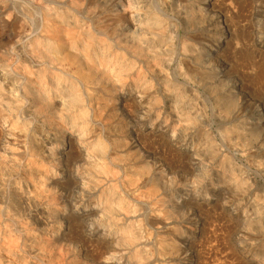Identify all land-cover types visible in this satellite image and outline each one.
I'll use <instances>...</instances> for the list:
<instances>
[{
	"label": "rangeland",
	"instance_id": "rangeland-1",
	"mask_svg": "<svg viewBox=\"0 0 264 264\" xmlns=\"http://www.w3.org/2000/svg\"><path fill=\"white\" fill-rule=\"evenodd\" d=\"M54 1L0 0V264H264V0ZM97 10L104 19L124 11L134 26L117 41L98 34L100 55L107 45L118 64L90 78L70 59L76 44L46 50L42 24L58 12L81 37ZM141 22L157 25L161 40L142 37ZM138 87L153 91L142 109Z\"/></svg>",
	"mask_w": 264,
	"mask_h": 264
},
{
	"label": "bare ground",
	"instance_id": "bare-ground-1",
	"mask_svg": "<svg viewBox=\"0 0 264 264\" xmlns=\"http://www.w3.org/2000/svg\"><path fill=\"white\" fill-rule=\"evenodd\" d=\"M8 1V0H7ZM52 1V0H51ZM54 1V0H53ZM98 1V0H97ZM103 1V0H102ZM115 1V0H114ZM120 4H121V6H126L129 2H131L130 0H117ZM129 1V2H128ZM136 1V0H135ZM158 1V0H157ZM254 2H255V0H253ZM80 2V1H79ZM86 2V5L88 6V5H90V4H92L93 2H94V0H86L85 1ZM96 2V1H95ZM94 2V3H95ZM53 3H55V1L53 2ZM82 3V5H83V2H81ZM93 3V4H94ZM113 3V2H112ZM133 3H134V1H133ZM140 3V2H139ZM148 3V2H147ZM2 4V3H1ZM40 4V3H39ZM58 4V3H57ZM62 4H65V3H63V1H62ZM71 4V3H70ZM73 4V3H72ZM71 4V5H72ZM149 4V3H148ZM239 4V3H238ZM29 5V4H28ZM52 5V4H51ZM114 5V4H113ZM152 5H153V3H152ZM12 6V5H11ZM92 6V5H91ZM154 6V5H153ZM163 6H165V5H163ZM236 6V5H235ZM263 6V5H262ZM35 7V6H34ZM39 7V6H38ZM59 7V6H58ZM93 7V6H92ZM91 7V8H92ZM132 7V6H131ZM135 7V6H134ZM150 7V6H149ZM159 7V6H158ZM156 5H155V9H156V11L154 12V14L155 13H160V14H164L163 12L164 11H162L161 9H159ZM229 7V6H228ZM247 7V6H246ZM253 7V6H252ZM6 6H1L0 5V13H4L5 12V10H6ZM12 8V7H11ZM94 8V7H93ZM226 8V7H225ZM224 8V9H225ZM254 8V7H253ZM48 9V8H47ZM76 9V8H75ZM96 9H98V8H96ZM154 9V8H153ZM203 9V8H202ZM223 9V10H224ZM255 9H257L256 7H255ZM29 10V9H28ZM31 10V9H30ZM55 10V9H54ZM57 10V9H56ZM64 10V9H63ZM67 10V9H66ZM77 10V9H76ZM75 10V11H76ZM81 10V9H80ZM86 10V9H85ZM89 10V9H88ZM87 10V11H88ZM92 10V9H91ZM93 11V10H92ZM121 11V10H120ZM247 11V10H246ZM11 12V11H10ZM16 12V11H15ZM21 12H22V10H21ZM35 12V11H34ZM40 12V11H39ZM67 11H64V13H66ZM71 12V11H70ZM101 12V11H100ZM98 10L96 11V15H94V16H92V17H87V19L86 18H82L83 20L84 19H86L84 22H87V23H89V25L91 26V28H92V32H88V33H83V32H80V36L81 37H77V38H75L74 36H72L71 35V31H73L77 26V24H71V22H69L68 23V20H67V17H62V16H60L59 15V13L58 12H49L48 14V16H46L45 18H44V20H43V24H42V30L44 31V32H50V36L49 35H47V37L49 36V40L51 39V43H50V45H48V43H46V44H44V47L46 48V50H48L50 53H55V46L56 45H60V44H62V43H64V44H69V45H72V44H76V47L75 48H73V49H71V52H72V54H73V56H71L70 57V59H71V61L73 62V66H75L78 70H82V71H86L87 73H88V75H89V77L90 78H93L95 75H97V74H103L104 72H105V70H106V68L108 67V66H114V64H118V60H114V54H111L110 53V51L112 50H107L108 48V46L106 45V47H103L102 49H103V53H104V55H100V53H99V49H98V47L96 46V44H95V41H97L98 39L97 38H100L99 36H98V34H100V35H102V36H105L106 38L108 37L110 40H112V39H115V41H117L118 40V38H120V36H122V35H124V31L125 30H127L128 29V27H133L134 26V21H133V19L128 15V14H126L124 11H122V12H120V13H116L114 16H112V17H105V19H104V17H99L100 16V13ZM153 12V11H152ZM211 12H213V11H210V13ZM32 13V12H31ZM68 13V12H67ZM77 13V12H76ZM220 14H221V12H219ZM6 14H7V12H6ZM93 14V13H92ZM91 14V15H92ZM95 14V13H94ZM223 14V13H222ZM241 14V13H240ZM262 14V13H261ZM18 15V14H17ZM34 15V14H33ZM32 15V16H33ZM79 15V14H78ZM145 15V14H144ZM147 15V14H146ZM152 15H153V13H152ZM165 15V14H164ZM163 15V16H164ZM263 15V14H262ZM4 16V15H3ZM14 16H15V14H14ZM23 16V15H22ZM26 16V15H25ZM223 16V15H222ZM241 16V15H240ZM2 17V16H1ZM17 17V16H16ZM35 17V16H34ZM44 17V16H43ZM82 17V16H81ZM150 17V16H149ZM148 17V18H149ZM215 17V16H214ZM31 18V17H30ZM77 18V17H76ZM253 18H256V17H253ZM258 18V17H257ZM25 19V18H24ZM28 19V18H27ZM78 19V18H77ZM146 19V18H145ZM30 20V19H29ZM70 20V19H69ZM153 20V19H152ZM212 20V19H211ZM252 20V19H251ZM255 20V19H254ZM256 20H258L259 21V19H256ZM144 21V20H143ZM166 21V20H165ZM261 21V20H260ZM259 21V22H260ZM27 22V21H26ZM39 22V21H38ZM154 22V21H153ZM239 22V21H238ZM41 23V22H40ZM40 23H38V24H40ZM66 23H68V24H66ZM163 23V22H162ZM174 23H176V22H173V24ZM196 23V22H195ZM210 23V22H209ZM263 23V22H262ZM38 24H36V25H38ZM156 24V23H155ZM170 24V23H169ZM178 24V23H177ZM219 24V23H218ZM222 24H223V22H222ZM243 24V23H242ZM31 25H32V23H31ZM36 25H35V27H36ZM168 25V24H167ZM245 25V24H244ZM65 26H67V27H65ZM182 26V25H181ZM197 26V25H196ZM175 27V26H174ZM177 27V26H176ZM262 27V26H261ZM33 28V27H32ZM39 28V27H38ZM167 28V27H166ZM187 28V27H186ZM255 28H256V26H255ZM260 28V27H259ZM263 28V27H262ZM138 32L141 34V36L142 37H144L143 36V34H145L144 32H150V33H153L154 35H156L157 36V40L158 41H160L161 39H160V37L159 36H161V33H162V31H160L159 30V27L157 26V25H154V24H150V23H148V22H146V23H140L139 24V27H138ZM243 29V28H242ZM24 30V29H23ZM31 30V29H30ZM34 30V29H33ZM78 30V29H77ZM230 30V29H229ZM261 30V29H260ZM259 30V31H260ZM25 31V30H24ZM32 31V30H31ZM42 31V32H43ZM165 32H166V30H164ZM177 31V30H176ZM181 31H183V30H181ZM190 31V30H189ZM196 31V30H195ZM214 31H216V30H214ZM253 31V30H252ZM259 31H257L258 33H259ZM41 32V33H42ZM43 32V33H44ZM136 32V31H135ZM244 32V31H243ZM242 32V33H243ZM256 32V31H255ZM78 33V32H77ZM250 33V32H249ZM254 33V32H253ZM165 34V33H164ZM257 34V33H256ZM28 35V34H27ZM31 35V34H30ZM259 35V34H258ZM263 35V34H262ZM261 35V36H262ZM13 36V35H12ZM29 36V35H28ZM193 37H194V35H192ZM241 35H239V37H240ZM261 36H258V37H261ZM23 37H25L26 38V36L25 35H23ZM30 37V36H29ZM179 37V36H178ZM181 37V36H180ZM16 38H18V37H16ZM41 38V37H40ZM164 38H165V36H164ZM14 39V38H13ZM176 39H177V37H176ZM234 39V38H233ZM236 39V38H235ZM140 40V42L141 41H145L144 40V38H140L139 39ZM139 40L137 41V42H135V43H133L131 46H132V49H133V52L134 53H136L137 55H141L142 53H141V51H143V49H145V48H142V43L140 44L139 43ZM148 40V39H147ZM248 40V39H247ZM257 40V39H256ZM259 40V39H258ZM14 41V40H13ZM24 41V40H23ZM30 41V40H29ZM44 41V40H43ZM103 41V40H102ZM106 41V40H105ZM104 41V42H105ZM130 41V40H129ZM121 42H124V40H122ZM128 42V41H127ZM221 42V41H220ZM247 42V41H246ZM114 44H115V42H113ZM124 43H126V41L124 42ZM130 43V42H129ZM145 43V42H144ZM179 43V42H178ZM255 43V42H254ZM14 44V43H13ZM20 44H21V42H20ZM28 44V43H27ZM40 44V43H39ZM105 44V43H104ZM233 44V43H232ZM242 44V43H241ZM31 45V44H30ZM175 45V44H174ZM244 45V44H243ZM247 45H249L248 43H247ZM10 46V45H9ZM40 46V45H39ZM66 46V45H65ZM68 46V45H67ZM113 46V45H112ZM116 45H114V47H115ZM152 46V45H151ZM173 46V45H172ZM229 46V45H228ZM234 46V45H233ZM250 46V45H249ZM252 46V45H251ZM22 47H24L23 49H24V57L26 58V59H28L29 61L32 59L31 58V52H30V50H27V46H22ZM25 47H27V48H25ZM231 47V46H230ZM69 48V47H68ZM71 48V47H70ZM178 48V47H177ZM186 48V47H185ZM249 48V47H248ZM251 48H253V46L251 47ZM10 49V48H9ZM44 49V48H43ZM244 49V48H243ZM21 51V50H20ZM37 51H38V53H40V51L41 50H39V49H37ZM48 51H47V53H48ZM66 52L68 51V50H65ZM69 51H70V49H69ZM123 51H124V49H123ZM151 51V50H150ZM28 52H29V54H28ZM46 52V51H45ZM167 52V51H166ZM169 52V51H168ZM171 52H172V49H171ZM176 52H178V51H176ZM19 53V52H18ZM60 54H61V52H59ZM59 53H57V54H59ZM68 53V52H67ZM102 53V54H103ZM132 53V52H131ZM172 53H175V52H172ZM256 53V52H255ZM37 54V53H36ZM56 54V53H55ZM59 54V55H60ZM129 54V53H128ZM131 55V54H130ZM136 55V56H137ZM175 55H176V53H175ZM70 56V55H69ZM127 56V55H126ZM150 56H151V54H150ZM153 56V55H152ZM162 56V55H161ZM180 56V55H179ZM23 57V56H22ZM51 57V56H50ZM53 57H55V56H53ZM129 57V56H128ZM154 57V56H153ZM160 57V56H159ZM36 58V57H35ZM42 58V57H41ZM56 58V57H55ZM158 58V57H157ZM171 58V57H170ZM21 59V58H20ZM24 59V58H23ZM23 59H22V61H23ZM39 59V58H38ZM64 59V58H63ZM69 59V58H68ZM161 59V58H160ZM174 59V58H173ZM57 60V59H56ZM125 60V59H124ZM175 60H177L176 58H175ZM27 61V60H26ZM112 61V62H111ZM123 61V60H122ZM173 61V60H172ZM179 61L181 62V64H183L184 65V67L188 70V71H194V72H196V71H198V66H196V64H195V62H193L192 60H187L185 57H182V56H180L179 57ZM39 62V61H38ZM67 62V61H66ZM66 62H64V63H66ZM142 62V61H141ZM36 63V62H35ZM43 63V62H42ZM45 63V62H44ZM52 63V62H51ZM50 63V64H51ZM175 63V62H174ZM21 64H23L22 62H21ZM25 64V63H24ZM27 64V63H26ZM127 64V63H126ZM132 64V63H131ZM218 64V63H217ZM28 65V64H27ZM31 65H32V63H31ZM42 65V64H41ZM62 65H63V63H62ZM129 65H130V63H129ZM137 65V64H136ZM43 66H45V65H43ZM64 66H66V65H64ZM39 67V66H38ZM46 67V66H45ZM50 67H52V66H50ZM49 67V68H50ZM54 67V66H53ZM176 67V66H175ZM32 68H33V65H32ZM48 68V67H47ZM143 68V67H142ZM31 69V68H30ZM35 69V68H34ZM33 69V70H34ZM53 69V68H52ZM55 69V68H54ZM114 69H115V67H114ZM119 69H121L120 67H119ZM145 69V68H144ZM174 69V68H173ZM66 70V69H65ZM241 70V69H240ZM39 71V70H38ZM37 71V72H38ZM43 71V70H42ZM75 71V70H74ZM115 71V70H114ZM147 71V70H146ZM24 72V71H23ZM31 72V71H30ZM62 72V71H61ZM121 72V71H120ZM172 72V71H171ZM40 73H43V72H40ZM71 73V72H70ZM173 73V72H172ZM176 73V72H175ZM29 74V73H28ZM34 74V73H33ZM48 74V73H47ZM81 74V73H80ZM79 74V75H80ZM220 74H221V72H220ZM262 74H264V71L263 70H259L258 72H257V75L258 76H261ZM22 75V74H21ZM25 75V74H24ZM26 75H27V72H26ZM25 75V76H26ZM60 75V74H59ZM62 75H63V73H62ZM104 75V74H103ZM156 75V74H155ZM33 75H31V77H32ZM35 76V75H34ZM61 76V75H60ZM70 76V75H69ZM85 76V75H84ZM83 76V77H84ZM28 77H30V75L28 76ZM36 77H38V76H36ZM41 77V76H40ZM40 77H38V78H40ZM68 77V76H67ZM74 77V76H73ZM82 77V76H81ZM80 77V78H81ZM60 78V77H59ZM79 78V77H78ZM127 78V77H126ZM174 78V77H173ZM178 78V77H177ZM177 78H174L175 80L177 79ZM75 79V78H74ZM89 79V78H88ZM103 79V78H102ZM238 79V78H237ZM29 80H31V78L29 79ZM28 80V81H29ZM37 80V79H36ZM38 80H40V79H38ZM42 80V79H41ZM64 80H66V79H64ZM79 80V79H78ZM85 80H86V78H85ZM178 80V79H177ZM262 80V79H261ZM27 81V80H26ZM27 81V82H28ZM32 81V80H31ZM43 81H44V79H43ZM63 81V80H62ZM67 81V80H66ZM90 81V80H89ZM88 81V82H89ZM72 82H75V81H72ZM86 82H87V80H86ZM35 83V82H34ZM43 83V82H42ZM76 83V82H75ZM85 83V82H84ZM96 83V82H95ZM102 83V82H101ZM258 83V82H257ZM31 84H33V83H31ZM38 84V83H37ZM45 84V83H44ZM58 84V83H57ZM66 84V83H65ZM79 84V83H78ZM87 84V83H86ZM97 84V83H96ZM95 84V85H96ZM103 84V83H102ZM246 84V83H245ZM41 85V84H40ZM48 85V84H47ZM50 85H51V83H50ZM89 85V84H88ZM90 85H91V83H90ZM257 85V84H256ZM30 86V85H29ZM37 86V85H36ZM52 86V85H51ZM73 86V85H72ZM249 86V85H248ZM38 87V86H37ZM41 87V86H40ZM49 87V86H48ZM67 87V86H66ZM91 87V86H90ZM30 88V87H29ZM34 88V87H33ZM42 88V87H41ZM40 88V89H41ZM46 88V87H45ZM55 88H56V86H55ZM69 88V87H68ZM78 88V87H77ZM93 88V87H92ZM35 89V88H34ZM44 89V88H43ZM75 89V88H74ZM79 89V88H78ZM88 89V88H87ZM250 89V88H249ZM253 89V88H252ZM45 90V89H44ZM80 90V89H79ZM93 90V89H92ZM95 90V89H94ZM238 91V93H240V86H238V89H237ZM14 91V90H13ZM18 91V90H17ZM35 91V90H34ZM50 91V90H49ZM48 91V92H49ZM72 91H73V88H72ZM82 90H80V92H81ZM38 92V91H37ZM46 92V91H45ZM71 91L70 90H66L65 91V93L67 94V95H69V94H71L70 93ZM88 92H89V90H88ZM153 92V91H152ZM150 90H143V89H140L139 87L136 89V95H134L135 96V98L136 97H138V99L136 100L135 99V106H136V108L137 109H142L143 107H144V99L149 95H151V93H152ZM10 93V92H9ZM53 93V92H52ZM51 93V94H52ZM94 93V92H93ZM261 93V92H260ZM41 94H42V92H41ZM63 94V93H62ZM83 94V93H82ZM87 94V93H86ZM58 95V94H57ZM59 95H61V94H59ZM18 96V95H17ZM23 96V95H22ZM52 96H54V95H52ZM63 96V95H62ZM74 96V95H73ZM87 96V95H86ZM89 96H91V95H88V97ZM101 96H103V95H101ZM47 97V96H46ZM85 97V96H84ZM25 98V97H24ZM41 98V97H40ZM53 98V97H52ZM59 98V97H58ZM95 98V97H94ZM93 98V99H94ZM27 99V98H26ZM66 99H68V98H66ZM259 99H261V98H259ZM57 100V99H56ZM63 100V99H62ZM72 100V99H71ZM77 100V99H76ZM258 100V99H257ZM263 99H261L260 101H262ZM33 101H34V99H33ZM43 101V100H42ZM53 101V100H52ZM44 102V101H43ZM57 102H59V101H57ZM64 102V101H63ZM100 102V101H99ZM74 103V102H73ZM23 104H25V103H23ZM65 104V103H64ZM85 104V103H84ZM97 104V103H96ZM102 104V103H101ZM104 104V103H103ZM261 104H263V102H261ZM46 105V104H45ZM87 105V104H86ZM85 105V106H86ZM113 105H114V103H113ZM54 106V105H53ZM52 106V107H53ZM65 106V105H64ZM70 106V105H69ZM126 106H128V105H126ZM56 107V106H55ZM89 107V106H88ZM91 107V106H90ZM130 107V106H129ZM23 108V107H22ZM42 108V107H41ZM67 108V107H66ZM72 108H74L73 106H72ZM38 109V108H37ZM50 109H52V108H50ZM78 110H79V108H77ZM123 109V108H122ZM38 111V110H37ZM40 111V110H39ZM44 111V110H43ZM70 111V110H69ZM73 111V110H72ZM19 112V111H18ZM89 112V111H88ZM46 113V112H45ZM148 113H150L149 111H148ZM147 113V114H148ZM262 113H263V115H264V109H263V111H262ZM33 114V113H32ZM70 114V113H69ZM119 114V113H118ZM139 114V113H138ZM141 114V113H140ZM146 114V113H145ZM147 114H146V116H147ZM59 116V115H58ZM63 116V115H62ZM73 116V115H72ZM88 116V115H87ZM143 116V115H142ZM52 117V116H51ZM59 117H61V116H59ZM65 117V116H64ZM148 117H149V115H148ZM6 118V117H5ZM5 118H4V120H5ZM34 118V117H33ZM46 118H48V117H46ZM63 118V117H62ZM66 118V117H65ZM73 118V117H72ZM120 118V117H119ZM64 119V118H63ZM136 119V118H135ZM263 119V122H264V117L262 118ZM0 120H1V118H0ZM56 120H57V118H56ZM66 120V119H65ZM71 120V119H70ZM84 120V119H83ZM91 120V119H90ZM148 120V119H147ZM2 121V120H1ZM68 121V120H67ZM96 122V121H95ZM98 122V121H97ZM141 122V121H140ZM139 122V123H140ZM149 122V121H148ZM3 123V122H2ZM27 123V122H26ZM92 123V122H91ZM98 123H100V122H98ZM130 123H131V121H130ZM74 124V123H73ZM79 124V123H78ZM137 124V123H136ZM264 124V123H263ZM1 125V124H0ZM3 125H4V123H3ZM84 125H86V124H84ZM75 126V125H74ZM102 126V125H101ZM11 127V126H10ZM76 127V126H75ZM88 127V126H87ZM136 127H138V126H136ZM136 127H134L133 128V130L131 131V133L130 134H134V135H137L138 136V134H137V132H138V129L136 128ZM146 127V126H145ZM66 128V127H65ZM72 128H73V126H72ZM81 129H82V127H80ZM85 128V127H84ZM92 128V127H91ZM113 128V127H112ZM16 129V128H15ZM103 129V128H102ZM167 129H168V127H167ZM93 130V129H92ZM106 130V129H105ZM147 130V129H146ZM14 131V130H13ZM165 131V130H164ZM19 133V132H18ZM81 133V132H80ZM101 133V132H100ZM143 133V132H142ZM79 134V133H78ZM78 134H76V135H78ZM82 134H83V132H82ZM4 135H5V138H8V139H11L13 136H14V134H11L8 130L7 131H5L4 132ZM25 135V134H24ZM28 135V134H27ZM119 135H121V134H119ZM118 135V136H119ZM129 135V134H128ZM148 135H150V134H148ZM124 136V135H123ZM140 136V135H139ZM143 136V135H142ZM100 137H101V135H100ZM149 137V136H148ZM1 138V137H0ZM116 138H118V137H116ZM147 138V137H146ZM143 139V138H142ZM86 140V139H85ZM107 140V139H106ZM116 140V139H115ZM2 141V140H1ZM14 141V140H13ZM26 141V140H25ZM64 141V140H63ZM79 141V140H78ZM80 141H81V138H80ZM140 142V139L139 138H137L136 140H134L133 139V142ZM7 142V141H6ZM28 142V141H27ZM81 142H83V140L81 141ZM85 142V141H84ZM109 142V141H108ZM77 143V142H76ZM8 144V143H7ZM26 144H28V143H25V145ZM66 145V144H65ZM87 145V144H86ZM91 145V144H90ZM57 146H58V144H57ZM141 146V145H140ZM25 147V146H24ZM60 147V146H59ZM81 148V147H80ZM80 148H79V146H76V149H78L77 150V153L79 154L78 155V157L80 158V157H82V154H80ZM83 148V147H82ZM110 148V147H109ZM108 148V149H109ZM139 148V147H138ZM88 149V148H87ZM70 150V149H69ZM100 150V149H99ZM110 150V149H109ZM143 150V149H142ZM16 151V150H15ZM26 151V150H25ZM162 151V150H161ZM155 152V151H154ZM164 152V151H163ZM61 153V152H60ZM156 153V152H155ZM142 154V153H141ZM88 155V154H87ZM105 156H106V153H105ZM23 158H25V157H23ZM110 158H111V156H110ZM0 159H1V157H0ZM3 159V158H2ZM101 160V159H100ZM107 160V159H106ZM35 161V160H34ZM65 161V160H64ZM78 161H79V159H78ZM110 161V160H109ZM175 161V160H174ZM111 163V162H110ZM74 165V164H73ZM173 165V164H172ZM72 167V166H71ZM114 167V166H113ZM63 168V167H62ZM33 169V168H32ZM73 169V168H72ZM104 169V168H103ZM124 169V168H123ZM121 170V169H120ZM69 171V170H68ZM166 171V170H165ZM153 172V171H152ZM176 172V171H175ZM85 173V172H84ZM125 175V174H124ZM135 176H137V175H135ZM139 176V175H138ZM141 176V175H140ZM128 178V177H127ZM118 179V178H117ZM138 180V179H137ZM119 182V181H118ZM117 182V183H118ZM7 183V182H6ZM65 183V182H64ZM135 184V183H134ZM67 185V184H66ZM127 186V185H126ZM121 187V186H120ZM72 189V188H71ZM120 189V188H119ZM136 190V189H135ZM125 192V191H124ZM136 192V191H135ZM74 193V192H73ZM76 193V192H75ZM74 193V194H75ZM123 193V192H122ZM72 195V194H71ZM125 195V194H124ZM71 202V201H70ZM112 202H113V200H112ZM100 203V202H99ZM112 205H113V203H112ZM136 205V204H135ZM144 205V204H143ZM75 207V206H74ZM85 207V206H84ZM72 208V207H71ZM70 208V209H71ZM91 208V207H90ZM139 207L137 206V209H138ZM75 209H76V207H75ZM142 209V208H141ZM146 209H147V207H146ZM85 210V209H84ZM180 211V210H179ZM67 212V211H66ZM144 212H146V211H144ZM75 213V212H74ZM91 213H95V211H90V212H84V214L86 215V217L87 216H89V217H91L90 216V214ZM99 213V212H98ZM97 213V215H99ZM107 213V212H106ZM140 213V212H139ZM148 213V212H147ZM112 214V213H111ZM145 214V216H146V213H144ZM80 215V214H79ZM102 215V214H101ZM141 215H143V214H141ZM104 216V215H103ZM144 216V215H143ZM86 217H85V219H86ZM151 217V216H150ZM95 218V217H94ZM97 218V217H96ZM100 218H101V216H100ZM113 218V217H112ZM154 219V218H153ZM97 220V219H96ZM111 220V219H110ZM160 220V219H159ZM220 220V219H219ZM98 221V220H97ZM150 221V220H149ZM94 222V221H93ZM111 222V224L113 225V222L112 221H110ZM115 222V221H114ZM75 223V222H74ZM91 223V222H90ZM106 223V222H105ZM152 223V222H151ZM192 223V222H191ZM215 223V222H214ZM213 223V224H214ZM223 223V222H222ZM84 224V223H83ZM89 224V223H88ZM92 224V223H91ZM102 224V223H101ZM119 224V223H118ZM121 224V223H120ZM124 224V223H123ZM132 224V223H131ZM153 224H154V222H153ZM108 225V224H107ZM165 225H166V223H165ZM132 226V225H131ZM153 226V225H152ZM211 226V225H210ZM67 227V226H66ZM74 227V226H73ZM79 227V226H78ZM87 227V226H86ZM91 227V226H90ZM102 227V226H101ZM105 226H103V228H101L102 230L103 229H105L104 228ZM163 227V226H162ZM111 228H113V227H111ZM122 228H123V226H122ZM126 228V227H125ZM155 228V227H154ZM164 228V227H163ZM220 228V227H219ZM219 228L217 229V230H219ZM227 228V227H226ZM88 229V228H87ZM128 229V228H127ZM157 229V228H156ZM159 229H161V227L159 228ZM158 229V230H159ZM213 229V228H212ZM221 229V228H220ZM106 230H107V228H106ZM116 231H117V229H115ZM121 230V229H120ZM133 230V229H132ZM113 231V230H112ZM123 231V230H122ZM189 231V230H188ZM199 231V230H198ZM214 231V230H213ZM216 231V230H215ZM102 232H105V231H102ZM127 232H129V230L127 231ZM132 232V231H131ZM79 233V232H78ZM107 233V232H106ZM196 233V232H195ZM81 234V233H80ZM100 234V233H99ZM116 234H117V232H116ZM119 234V233H118ZM156 234V233H155ZM154 234V235H155ZM158 234H159V232H158ZM162 234V233H161ZM194 234V233H193ZM76 235V234H75ZM87 235V234H86ZM125 235V234H124ZM81 236V235H80ZM123 236V235H122ZM129 236V235H128ZM132 236V235H131ZM75 237V236H74ZM116 237V236H115ZM118 237V236H117ZM136 237V236H135ZM212 237V236H211ZM71 238V237H70ZM214 238V237H213ZM218 238V237H217ZM98 239V238H97ZM119 239V238H118ZM125 239H126V237H125ZM131 239V238H130ZM90 240V239H89ZM128 240V239H127ZM123 241H124V238H123ZM189 241V240H188ZM76 242V241H75ZM116 242V241H115ZM131 242V241H130ZM161 242V241H160ZM73 243V242H72ZM124 243H126V242H124ZM123 243V244H124ZM154 243H155V241H154ZM166 243V242H165ZM179 243V242H178ZM185 243V242H184ZM252 243V242H251ZM73 244H75V243H73ZM130 244V243H129ZM253 244V243H252ZM78 245H80L81 246V244H78ZM169 245V244H168ZM76 247H77V245H75ZM118 246V245H117ZM158 246V245H157ZM70 247V246H69ZM131 247V246H130ZM254 247V246H253ZM81 248H83V253L84 254H86L87 252H89V249H88V246L86 245V244H83V246L81 247ZM92 248V247H91ZM187 249V248H186ZM122 250V249H121ZM127 250V249H126ZM162 250V249H161ZM183 250H184V245L183 246H180L179 245V247L177 248V253H179V254H181L182 252H183ZM91 251V250H90ZM104 251H105V249H104ZM108 251V250H107ZM123 251V250H122ZM129 251V250H128ZM192 251V250H191ZM116 252V251H115ZM114 252V253H115ZM118 252V251H117ZM116 252V253H117ZM124 252V251H123ZM224 252V251H223ZM82 253V254H83ZM108 253V252H107ZM113 253V254H114ZM114 254V255H117V254ZM135 253V252H134ZM137 253V252H136ZM162 253V252H161ZM186 253V252H185ZM248 253H249V251H248ZM81 254V253H80ZM81 254V255H82ZM105 254V253H104ZM122 254V253H121ZM128 254V253H127ZM158 254V253H157ZM160 254V253H159ZM209 254V253H208ZM211 254V253H210ZM106 255H108V254H106ZM119 255V254H118ZM126 255V254H125ZM131 255V254H130ZM137 255H139V253H137ZM162 255V254H161ZM184 255V254H183ZM111 256V255H110ZM109 256V257H110ZM120 256V255H119ZM131 256H134V254L133 255H131ZM156 256V255H155ZM158 256V255H157ZM164 256V255H163ZM166 256V255H165ZM216 256V255H215ZM36 257V256H35ZM87 257V256H86ZM85 257V258H86ZM105 257H107V256H105ZM123 257V256H122ZM138 257V256H137ZM160 257V256H159ZM210 257V256H209ZM208 257V258H209ZM226 257V256H225ZM88 258V257H87ZM86 258V259H87ZM102 258V257H101ZM161 258V257H160ZM170 258V257H169ZM183 258V257H182ZM206 258H207V256H206ZM218 258V255H217V257L216 258H213V259H217ZM112 259V258H111ZM114 259V258H113ZM119 259V258H118ZM117 259V260H118ZM128 259H129V256H128ZM132 259H135V258H133L132 257ZM140 260H141V258H139ZM154 258H152V260H153ZM174 259V258H173ZM179 259V258H178ZM210 259V258H209ZM89 260V259H88ZM114 260H116V259H114ZM113 260V261H114ZM120 260V259H119ZM137 260V259H136ZM135 260V261H136ZM161 260V259H160ZM90 261V260H89ZM105 261V260H104ZM104 261H102L100 264H106V262H104ZM109 261V260H108ZM133 261V260H132ZM162 261V260H161ZM178 261V260H177ZM185 261V260H184ZM183 261V262H184ZM214 261V260H213ZM212 261V262H213ZM248 261V260H247ZM84 262H86V261H84ZM125 262V261H124ZM138 262V261H137ZM149 262V261H148ZM156 262V261H155ZM159 262V261H158ZM169 262V261H168ZM115 263H117V262H115ZM131 263V262H130ZM129 263V264H130ZM133 264H135L134 262H132ZM147 263V262H146ZM154 263V262H153ZM157 263V262H156ZM163 263V262H162ZM170 263V262H169ZM192 263V262H191ZM108 264H109V262H108ZM119 264V263H118ZM149 264V263H148ZM165 264H166V262H165ZM181 264V263H180ZM201 264V263H200ZM206 264V263H205ZM209 264V263H208ZM219 264H223V263H219ZM225 264V263H224Z\"/></svg>",
	"mask_w": 264,
	"mask_h": 264
}]
</instances>
